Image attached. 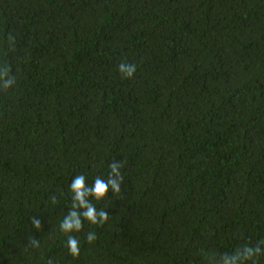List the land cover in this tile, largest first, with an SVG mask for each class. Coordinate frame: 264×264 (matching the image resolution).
<instances>
[{
  "label": "trees",
  "instance_id": "trees-1",
  "mask_svg": "<svg viewBox=\"0 0 264 264\" xmlns=\"http://www.w3.org/2000/svg\"><path fill=\"white\" fill-rule=\"evenodd\" d=\"M0 264H264V0H0Z\"/></svg>",
  "mask_w": 264,
  "mask_h": 264
},
{
  "label": "clouds",
  "instance_id": "clouds-1",
  "mask_svg": "<svg viewBox=\"0 0 264 264\" xmlns=\"http://www.w3.org/2000/svg\"><path fill=\"white\" fill-rule=\"evenodd\" d=\"M119 70L122 73H124L127 77H131L134 74V72L136 70V67H135V65H126V64L122 63L119 66ZM112 168H113V171H115V166L114 165L112 166ZM121 179H123V177H121ZM83 181H84V176L81 175L80 178L77 179L75 181V183L73 184V188L75 190H77L78 195H82V192H80V190L83 188ZM110 183L112 184V186L114 188H116L117 191H119V186H118V184L115 181H110ZM107 187H108V185L102 183L100 180L96 181V186H95L94 192L97 194L98 198H100L104 194H106ZM101 217H102V221H106L108 219L107 214L104 213L103 211H101ZM85 218L90 220L92 224H96L95 209L93 207H88V209H87V211L85 213ZM72 227H73L72 223H65L63 225V228H64L65 231H70L72 229ZM75 227H76L77 230H79L81 228V224H80V221L78 219L75 221ZM92 238L93 237L91 235H89L87 237L89 242H91ZM68 245H69L70 253L73 256H77L79 254L78 241L76 239H74V238H69Z\"/></svg>",
  "mask_w": 264,
  "mask_h": 264
}]
</instances>
